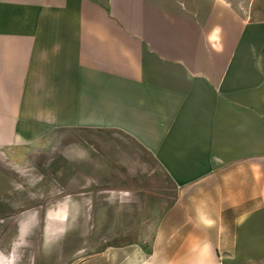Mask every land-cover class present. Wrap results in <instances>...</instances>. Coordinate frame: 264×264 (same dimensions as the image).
Wrapping results in <instances>:
<instances>
[{"label":"crops","instance_id":"0c3cea01","mask_svg":"<svg viewBox=\"0 0 264 264\" xmlns=\"http://www.w3.org/2000/svg\"><path fill=\"white\" fill-rule=\"evenodd\" d=\"M61 133L162 190L119 249L264 264V0H0V152Z\"/></svg>","mask_w":264,"mask_h":264},{"label":"rangeland","instance_id":"374dc122","mask_svg":"<svg viewBox=\"0 0 264 264\" xmlns=\"http://www.w3.org/2000/svg\"><path fill=\"white\" fill-rule=\"evenodd\" d=\"M82 135L61 133L59 142L0 152V264H147L144 239L121 250L115 233L130 232L133 219L147 214L148 198L162 190L127 183L132 175H83L75 165L100 170L103 159L77 157L83 141L68 151L66 140ZM121 160L109 158L108 169L119 171Z\"/></svg>","mask_w":264,"mask_h":264}]
</instances>
